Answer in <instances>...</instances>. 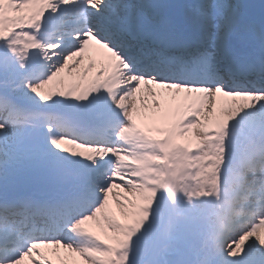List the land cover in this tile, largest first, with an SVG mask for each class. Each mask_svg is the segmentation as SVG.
I'll return each instance as SVG.
<instances>
[{"label":"snow or ice","instance_id":"obj_1","mask_svg":"<svg viewBox=\"0 0 264 264\" xmlns=\"http://www.w3.org/2000/svg\"><path fill=\"white\" fill-rule=\"evenodd\" d=\"M11 4L0 264H264V0Z\"/></svg>","mask_w":264,"mask_h":264},{"label":"rangeland","instance_id":"obj_2","mask_svg":"<svg viewBox=\"0 0 264 264\" xmlns=\"http://www.w3.org/2000/svg\"><path fill=\"white\" fill-rule=\"evenodd\" d=\"M13 5L11 4V0H0V31L5 30L12 24H16L21 17L13 16L10 14V10ZM196 99L193 98L192 103H196Z\"/></svg>","mask_w":264,"mask_h":264}]
</instances>
